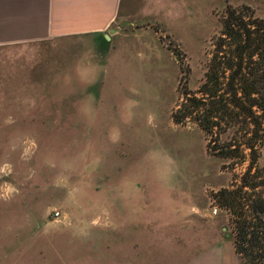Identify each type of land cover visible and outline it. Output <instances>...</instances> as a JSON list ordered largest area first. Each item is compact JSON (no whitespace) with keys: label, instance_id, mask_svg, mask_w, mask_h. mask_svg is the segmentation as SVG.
Returning <instances> with one entry per match:
<instances>
[{"label":"rangeland","instance_id":"rangeland-1","mask_svg":"<svg viewBox=\"0 0 264 264\" xmlns=\"http://www.w3.org/2000/svg\"><path fill=\"white\" fill-rule=\"evenodd\" d=\"M231 9L264 19V0H146L155 19L114 38L0 50V264H190L218 244L264 264L236 250L264 130L248 149L232 70L203 92Z\"/></svg>","mask_w":264,"mask_h":264},{"label":"crops","instance_id":"crops-1","mask_svg":"<svg viewBox=\"0 0 264 264\" xmlns=\"http://www.w3.org/2000/svg\"><path fill=\"white\" fill-rule=\"evenodd\" d=\"M145 4L146 0H0V50L56 38H114L123 29L155 19L149 18ZM225 263V248L218 244L190 264Z\"/></svg>","mask_w":264,"mask_h":264},{"label":"trees","instance_id":"trees-1","mask_svg":"<svg viewBox=\"0 0 264 264\" xmlns=\"http://www.w3.org/2000/svg\"><path fill=\"white\" fill-rule=\"evenodd\" d=\"M237 13V10L232 9L227 12L222 33L225 38L220 39L214 59L216 67H212L207 74L205 88L214 84L212 88L214 91L203 92L214 98L218 93L219 75L224 77L225 74L217 72L216 69L224 66V69L232 70L229 77H224L228 81L226 92L232 96V106L238 109V116H243L248 127L246 132L248 140L245 144L248 149L255 151L256 144L262 138L261 132L264 130V19L247 21L243 13L239 15ZM224 43L228 48H233L232 53L228 54L224 51ZM258 112H261V115H258ZM224 156L234 158L229 152ZM255 212L259 215L260 223H238L240 225L237 230L236 250L247 260H258L256 251L264 246L262 222L264 205ZM262 258L264 262V255Z\"/></svg>","mask_w":264,"mask_h":264},{"label":"built area","instance_id":"built-area-1","mask_svg":"<svg viewBox=\"0 0 264 264\" xmlns=\"http://www.w3.org/2000/svg\"><path fill=\"white\" fill-rule=\"evenodd\" d=\"M216 212V211H215ZM57 216H59V214H57Z\"/></svg>","mask_w":264,"mask_h":264}]
</instances>
